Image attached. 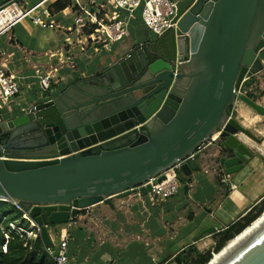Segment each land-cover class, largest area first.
Returning a JSON list of instances; mask_svg holds the SVG:
<instances>
[{
	"label": "water",
	"instance_id": "95a60500",
	"mask_svg": "<svg viewBox=\"0 0 264 264\" xmlns=\"http://www.w3.org/2000/svg\"><path fill=\"white\" fill-rule=\"evenodd\" d=\"M173 22L0 117V198L29 212L45 247L47 227L84 208L146 195L147 180L160 182L176 163L185 177L200 170L199 150L215 135L224 174L254 156L264 163L246 144L259 138L228 113L242 100L264 117V106L236 95L263 70L264 0H190ZM209 264H264V219Z\"/></svg>",
	"mask_w": 264,
	"mask_h": 264
},
{
	"label": "crops",
	"instance_id": "0c3cea01",
	"mask_svg": "<svg viewBox=\"0 0 264 264\" xmlns=\"http://www.w3.org/2000/svg\"><path fill=\"white\" fill-rule=\"evenodd\" d=\"M6 1L0 0V5ZM40 1L22 0V3L32 7ZM53 1L46 0L0 38V66L13 73L21 84V91L14 99L16 103H11L9 110L2 108V118H8L10 110L25 106L39 96V77L45 72L53 75L51 90L62 87L79 72L95 70L109 56L124 51L131 42L141 40L148 33L134 15L127 19L122 40L112 43L108 50L101 47L95 52L88 37L92 31L74 25L77 12L83 6L98 7V21L102 24L126 17V13L116 11L111 0H71L69 7L47 17L42 10ZM35 15L53 20L58 27L34 24L31 17ZM96 33L101 46L107 36L99 25ZM260 57L263 70L248 75L254 80L251 84L254 99L264 106V50ZM239 101L247 111H252L242 100H236L235 106ZM257 132L260 134L261 130ZM215 138L216 135L200 148V170L188 177L182 175L176 194L155 201L148 194L136 191L114 198L113 207L95 204L87 208L85 217L71 219L56 229L48 226L51 243L55 242L56 247L69 234L67 253L71 264H169L172 260L177 264L175 258L189 246L204 250L213 239L212 235L199 237L203 229L214 226L218 232L264 196V163L254 156L239 172L224 174L214 160ZM246 142L257 152L263 150L260 147L263 141L256 144L246 139ZM57 234L58 240L54 237Z\"/></svg>",
	"mask_w": 264,
	"mask_h": 264
},
{
	"label": "built area",
	"instance_id": "2783aa9c",
	"mask_svg": "<svg viewBox=\"0 0 264 264\" xmlns=\"http://www.w3.org/2000/svg\"><path fill=\"white\" fill-rule=\"evenodd\" d=\"M46 0H41L38 4L32 7H26L22 0H7L0 5V38L7 34L17 23L26 17H29L33 11L43 6ZM116 11H123L126 13V17L114 18L105 24L98 21L99 9L88 8L83 6L74 17V25L86 28V30L92 31V34L88 35L91 40L90 44L95 52L101 50H108L110 45L114 42L120 41L125 36L126 26L128 18L133 17L135 11L140 8V21L144 28L149 34L160 35L168 30L170 27L174 26L173 18L175 17L179 7L176 0H111ZM103 7V4L99 6ZM42 13L47 17H50L48 8H43ZM126 18V19H125ZM34 24L49 27H58L53 20H43L40 16L35 15L31 17ZM99 27L105 32L107 36V41L98 46V36L96 31ZM80 27V28H81ZM85 30V31H86ZM95 31V32H94ZM250 75H246L241 82L239 88L236 89V95L244 94L248 96V93L253 94L254 90L252 85L245 86L244 81ZM53 75L50 72H45L39 77V87L40 93H46L51 90V81ZM21 91V84L17 77L9 72L3 66H0V112L2 108L12 107L11 103L14 102L15 97ZM16 103V102H14ZM1 117V114H0ZM165 179L160 182L157 181L159 175L155 177H150L147 183L150 184L151 190L148 195L152 200H164L170 196L176 194L181 186L182 174L179 169V163L174 164L167 171L164 172ZM224 182L225 179L222 178ZM0 201H11L5 198H0ZM16 209L22 212L21 221L27 220V222L32 223L29 230L34 229L31 232L26 231L19 227L15 221L8 222V226L1 227L4 234V243L2 244V251L6 252V246L8 240L11 238L12 234H17L19 237H24V235L30 239H35L40 235V227L35 223L34 219L29 216V212L23 211L17 203L12 202ZM69 234L66 233L59 241L56 247L51 243L47 247V252L53 258L54 264H71L67 253V245L69 241ZM214 254L213 252H211Z\"/></svg>",
	"mask_w": 264,
	"mask_h": 264
},
{
	"label": "trees",
	"instance_id": "16d2710c",
	"mask_svg": "<svg viewBox=\"0 0 264 264\" xmlns=\"http://www.w3.org/2000/svg\"><path fill=\"white\" fill-rule=\"evenodd\" d=\"M71 0H54L48 7L50 14L57 13L69 7ZM253 78L250 76L244 81L245 86L253 84ZM250 98H254L253 94L248 93ZM231 112V107L228 113ZM183 178V177H182ZM264 211V196L243 215L238 216L230 224L212 234L213 245L207 250H200L195 245L189 246L185 251L179 253L181 264H206L211 258V251L218 252L226 243L238 235L244 228L248 227L260 214ZM22 212L15 208L11 203L0 201V264H54L53 258L47 252L43 240L40 235L30 240L25 235L19 237L12 234L7 242L6 252L2 251L4 243V234L1 227H7L8 222L20 219ZM88 215L87 208L82 209L79 214L72 218L77 219ZM26 222L22 220L21 223Z\"/></svg>",
	"mask_w": 264,
	"mask_h": 264
},
{
	"label": "rangeland",
	"instance_id": "374dc122",
	"mask_svg": "<svg viewBox=\"0 0 264 264\" xmlns=\"http://www.w3.org/2000/svg\"><path fill=\"white\" fill-rule=\"evenodd\" d=\"M190 0H176L178 7H182L185 4H187ZM135 16H140V8L137 9L135 11ZM254 99V98H253ZM255 100V99H254ZM243 102V101H242ZM247 107L243 105V103H240L235 106V104L231 107V112L230 115L235 117L237 121H239L241 124H243L247 129H249L252 133H254L256 136L261 137L263 140L262 144L260 145V147L264 150V117L258 115L255 111H247L248 109H246ZM250 119V120H249ZM249 121V122H248ZM257 130H261V133L259 134L257 132ZM262 135V136H261ZM253 153H257V150L253 149L252 150ZM8 203H11V201H6ZM16 224L21 227L22 229L26 230V231H30L31 232H35L32 230H29L32 226V223L30 222H23L21 223V219H17ZM66 224V223H65ZM64 225V224H62ZM59 226V225H58ZM61 231V230H59ZM55 238H57L58 240V234L54 236ZM213 241L210 244V246H206L204 250L209 249L212 245H213ZM55 244V242H54ZM53 244V245H54ZM212 252V251H211ZM216 253V252H213ZM213 254H211L212 256ZM169 264H175L173 263V260L169 262Z\"/></svg>",
	"mask_w": 264,
	"mask_h": 264
},
{
	"label": "bare ground",
	"instance_id": "6f19581e",
	"mask_svg": "<svg viewBox=\"0 0 264 264\" xmlns=\"http://www.w3.org/2000/svg\"><path fill=\"white\" fill-rule=\"evenodd\" d=\"M250 120V119H249ZM249 122V121H248ZM259 147V146H258ZM260 151H261V154L264 156V150H261L260 149ZM261 216L258 218V219H256L254 222H252L251 224H249L248 225V227L241 233V234H239V235H237V236H234V238L233 239H231L229 242H228V244L226 245V247L225 248H227L230 244H232L234 241H236L238 238H240L243 234H245L247 231H249L251 228H253L256 224H258L262 219H264V212H263V214H260ZM224 248V249H225ZM224 249H220L221 251L220 252H222ZM219 252V253H220ZM219 253H214L212 256H211V259H210V261L207 263V264H209Z\"/></svg>",
	"mask_w": 264,
	"mask_h": 264
},
{
	"label": "flooded vegetation",
	"instance_id": "af4514ba",
	"mask_svg": "<svg viewBox=\"0 0 264 264\" xmlns=\"http://www.w3.org/2000/svg\"><path fill=\"white\" fill-rule=\"evenodd\" d=\"M258 138H259V140H260V142L259 143H261L262 142V138L261 137H259V136H257ZM259 143H256V144H259ZM218 166V165H217ZM218 168L219 169H221L219 166H218Z\"/></svg>",
	"mask_w": 264,
	"mask_h": 264
}]
</instances>
